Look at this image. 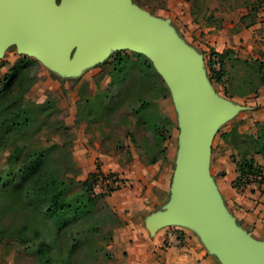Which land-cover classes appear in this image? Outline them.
<instances>
[{"label":"rangeland","instance_id":"1","mask_svg":"<svg viewBox=\"0 0 264 264\" xmlns=\"http://www.w3.org/2000/svg\"><path fill=\"white\" fill-rule=\"evenodd\" d=\"M131 3L140 12L168 26L195 55L201 56L205 75L216 94L228 101H233L232 98L237 96V104L242 111H239L238 116L235 114L227 117L217 125L211 135L210 147L221 151L230 150L235 160L240 161L241 153L254 150L247 135L257 131L254 116L259 117L257 106L260 107L261 104L256 97L251 101L250 97L245 99V96L254 94L252 89L259 82L258 69L255 61L233 58V64L228 66V61L224 66V83H218L211 77L208 55L214 49H223L224 55H261L264 46L262 28L254 30H257L255 37L258 38L255 40L257 50L252 48L253 54L251 50H248L250 53H245L243 38L241 42L235 40L241 37L240 32L245 29V24L252 21L260 9H264V0H167L166 8L152 7L145 4V0H131ZM244 15H248V18L242 24L240 20ZM252 28L251 26L248 30ZM117 53L129 55L134 62L128 66L127 81L116 77L114 59ZM136 55L149 59L129 47H116L94 63L77 69L62 70L27 53L17 43H11L0 53V81L20 57L38 60V80L30 87L26 97L36 103L50 100L51 112H56L57 108L63 110L65 124L69 127L68 137H64L62 131L55 132L45 127L36 136L43 145L52 142L66 143L74 160L78 148L86 144L98 145L107 153L114 149L115 155H110L115 160L119 156L123 164L133 160L134 156L149 164V159L158 155L160 141L156 134L159 132L161 137H165L161 143L166 148V154L161 160L171 166L172 162L167 155L169 149H175L176 154L181 134L176 101L166 81L167 91L163 97L157 96L158 92L154 90L151 81L137 84L135 75L140 71L142 58ZM226 89L228 94L225 93ZM251 106L255 107L251 110L253 114L243 111ZM44 117L45 115H40V121ZM157 127L160 130L153 132ZM49 138L51 140L47 143ZM67 139L72 141V145L68 144ZM60 151L61 148H58L56 157L60 156ZM7 155V151H0V264H42L37 244L46 239L52 244L55 253L59 244L58 231L56 226L51 227V219L39 222L37 233L35 228H29L31 224L37 225L38 221L34 219L32 207L24 203L21 195L15 192V188L23 185L25 179L21 176L11 181L9 174L16 171L7 164ZM232 160L235 162L233 158ZM96 163L99 166L102 164L99 158ZM78 173L77 180L82 181L83 173L81 170ZM128 187H131V183ZM79 188L81 185L74 192H78ZM115 192L118 191L109 193L104 200L123 222L112 203L114 199L111 197ZM93 211L92 216L100 220L102 231L100 235L93 237L92 243L73 254L71 264H123L127 255L116 256L113 250L120 244L116 243L115 234L124 224L118 225L106 213L98 214L96 209ZM148 213L146 217L151 214ZM93 222L97 225L94 220ZM158 229H166L168 235L169 231L187 233L185 230L191 228L171 223ZM100 245L105 247L106 253L100 251ZM166 247H169V237L161 245L163 249ZM53 261L59 264L57 253L54 254Z\"/></svg>","mask_w":264,"mask_h":264},{"label":"water","instance_id":"2","mask_svg":"<svg viewBox=\"0 0 264 264\" xmlns=\"http://www.w3.org/2000/svg\"><path fill=\"white\" fill-rule=\"evenodd\" d=\"M11 43L62 70L94 63L116 47L146 55L173 92L181 134L172 201L145 216V226L155 234L180 223L222 264H264V243L236 226L209 173L211 135L242 108L216 94L201 56L168 26L131 0H0V53Z\"/></svg>","mask_w":264,"mask_h":264},{"label":"trees","instance_id":"3","mask_svg":"<svg viewBox=\"0 0 264 264\" xmlns=\"http://www.w3.org/2000/svg\"><path fill=\"white\" fill-rule=\"evenodd\" d=\"M145 4L166 8L167 0H145ZM247 18L248 15L242 16L241 23H245ZM256 18L257 15L244 27L254 24ZM136 56L142 58L140 71L135 75L137 84L151 81L154 90L158 92L157 96H165L167 91L165 81L152 62L143 55ZM216 62L220 63L218 68L214 66ZM131 63L134 62L129 55L117 53L114 69L118 80L127 81L128 66ZM209 64L212 79L218 83H224V54L212 50ZM255 64L259 82L252 89V93L258 95L260 88L264 87V62L255 61ZM38 73V60L22 56L0 81V151L8 152L7 164L16 171L9 174L11 181L21 176L25 179L23 185L15 188V192L21 195L24 203L32 207L34 219L38 221L37 225L31 224L29 228H35L34 231L37 233L39 222L51 219L53 221L51 227L56 226L58 231L59 244L55 253L58 255L59 264H71L73 254L92 243L93 237L100 235L102 231L100 220L92 216L94 209L98 214L106 213L114 223L122 224L119 215L104 200V197L113 189L105 194L94 192L99 178L112 177L118 174V171L105 174L98 165L95 172L89 173L82 181L77 180L81 169L77 167L66 143L52 142L49 145H43L40 139H36L45 127L55 132L62 131L64 137L69 135L63 110L57 108L56 112H51L50 100L36 103L26 97L30 87L38 80ZM225 93L228 94L227 89ZM40 115H45L43 121H40ZM256 127L255 134L247 135L253 143L254 150L241 153L240 161L235 160V156L231 155L239 170V177L236 180V185L239 187L255 181H264V165L258 164L255 159L258 154L264 159V121L257 122ZM159 128L157 127L153 132L160 130ZM156 136L160 141L158 155H153L148 163H156L166 154V148L161 143L165 137H161L159 132ZM50 140V138L47 139V143ZM68 144L72 145V141L70 140ZM58 148H61L60 156L56 157L55 152ZM258 176L261 179H258ZM78 185H81V188L78 192H74ZM99 247L101 252L106 253L103 245ZM37 250L42 264H56L53 261L54 249L49 241L42 239L37 244Z\"/></svg>","mask_w":264,"mask_h":264},{"label":"crops","instance_id":"4","mask_svg":"<svg viewBox=\"0 0 264 264\" xmlns=\"http://www.w3.org/2000/svg\"><path fill=\"white\" fill-rule=\"evenodd\" d=\"M251 26L253 28L248 30ZM251 26L245 27L240 32L241 37L235 40V42H241V39H244L245 53H250L248 50L252 51V48L256 49L255 40L258 37H255L257 35V30L254 31L255 28H262L264 37L263 8L257 12L256 22ZM262 50L261 55H224V62L226 64L229 61L228 66L233 64V58L264 62V46ZM214 51L222 53L223 49H214ZM246 97H250L251 101L253 97H256L260 102L261 106H257L259 109L256 110L259 117L254 116V120L264 121V87L260 88L258 95L250 94L245 96V99H247ZM232 99L237 103V96ZM253 109L255 107L251 106L243 111L251 115ZM238 114L239 111L236 115L238 116ZM113 150L107 153L98 145L86 144L82 148H78L75 161L83 173V179L89 173L97 170L96 161L99 158L102 162L100 168L103 173L108 174L113 170L121 171L122 175L131 183V187L119 190L111 197L114 199V202H111L114 203L113 205L124 222H122L123 227L115 234L116 243H120L119 247L113 250L116 256L127 255L123 264H222L218 256L210 251L200 235L193 229H187L185 230L187 233L181 234L169 231L168 235L166 229H157L155 234H151L143 222V218L149 214L148 212L161 211L172 201L175 149H169V155H167L172 162L171 166L164 164L161 159L156 163L146 164L136 156L133 160L123 164L119 156L116 160L112 158L110 154L115 155ZM230 155V150L211 149L210 176L225 209L236 226L254 241L264 243V181L251 182L242 187L237 186L239 170ZM255 159L258 164L264 165V159L260 154L256 155ZM126 211L129 212L126 213ZM178 236H182L179 244L176 243ZM167 237H169V247L163 249L161 245Z\"/></svg>","mask_w":264,"mask_h":264},{"label":"built area","instance_id":"5","mask_svg":"<svg viewBox=\"0 0 264 264\" xmlns=\"http://www.w3.org/2000/svg\"><path fill=\"white\" fill-rule=\"evenodd\" d=\"M216 68H218L220 66L219 62H216L214 65ZM258 179H261L260 176H258ZM128 179L125 178L122 173H118L112 177H101L98 179L95 187H94V192L96 194H105L109 191H111L110 189H113V191H119L126 187L129 186L130 182L128 183ZM111 191V193L113 192ZM182 237L178 236L176 239V243L179 244L180 243V239Z\"/></svg>","mask_w":264,"mask_h":264},{"label":"bare ground","instance_id":"6","mask_svg":"<svg viewBox=\"0 0 264 264\" xmlns=\"http://www.w3.org/2000/svg\"><path fill=\"white\" fill-rule=\"evenodd\" d=\"M178 148H179V140H178ZM178 148H177V152H176V157L178 155Z\"/></svg>","mask_w":264,"mask_h":264}]
</instances>
